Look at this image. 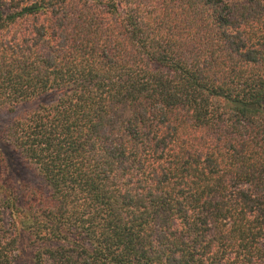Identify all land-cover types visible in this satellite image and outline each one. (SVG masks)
Listing matches in <instances>:
<instances>
[{
  "label": "trees",
  "instance_id": "obj_1",
  "mask_svg": "<svg viewBox=\"0 0 264 264\" xmlns=\"http://www.w3.org/2000/svg\"><path fill=\"white\" fill-rule=\"evenodd\" d=\"M36 100L0 264H264V0H0V113Z\"/></svg>",
  "mask_w": 264,
  "mask_h": 264
},
{
  "label": "rangeland",
  "instance_id": "obj_2",
  "mask_svg": "<svg viewBox=\"0 0 264 264\" xmlns=\"http://www.w3.org/2000/svg\"><path fill=\"white\" fill-rule=\"evenodd\" d=\"M38 103L33 101L18 105L12 113H0V183L10 186L18 195L38 190L46 192L42 178L3 138L4 130L17 116L31 110ZM8 221V219H7ZM33 246L26 237L20 242V250L13 264H33Z\"/></svg>",
  "mask_w": 264,
  "mask_h": 264
}]
</instances>
